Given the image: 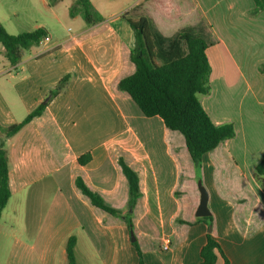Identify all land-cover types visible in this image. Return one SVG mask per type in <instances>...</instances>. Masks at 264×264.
Listing matches in <instances>:
<instances>
[{
    "label": "crops",
    "instance_id": "1",
    "mask_svg": "<svg viewBox=\"0 0 264 264\" xmlns=\"http://www.w3.org/2000/svg\"><path fill=\"white\" fill-rule=\"evenodd\" d=\"M40 1L55 14L52 3ZM90 1L102 22L88 26L72 17L67 0L65 14L82 23L25 51L17 65L0 46V141L12 194L0 219V264H69L71 236L76 264H140L135 241L143 264H200L209 234L231 264H264V189L254 179L264 153V12L250 14L253 0H173L179 15L169 20L140 8L146 0H127L118 11L114 0ZM5 5L0 0V11ZM134 11L165 37L191 29L208 43L211 92L201 103L216 125L236 129L235 138L203 160L211 225L196 216L199 179L184 136L160 117L145 116L119 89L136 70L134 33L124 17ZM67 75V88L5 140L3 130L24 121ZM121 160L139 180L135 241L123 219L95 207L76 186L81 178L126 213L129 182Z\"/></svg>",
    "mask_w": 264,
    "mask_h": 264
},
{
    "label": "trees",
    "instance_id": "2",
    "mask_svg": "<svg viewBox=\"0 0 264 264\" xmlns=\"http://www.w3.org/2000/svg\"><path fill=\"white\" fill-rule=\"evenodd\" d=\"M253 1L255 8L250 14L256 16L264 12V0ZM173 5V0H146L140 8L145 10L149 7L156 14L173 20L179 15ZM70 15L80 16L88 26L104 20L103 16L95 11L90 0H75V4L70 8ZM126 19L135 38L131 61L136 70L131 76L119 82V89L131 96L145 116L160 117L167 128L184 136L200 180L205 155L215 150L222 142L236 136V129L232 123L216 125L201 103L200 97L211 92L212 70L206 55L208 43L191 29L180 31L172 37H165L156 28L154 21L147 16ZM47 38L49 33L44 28L13 35L0 25V46L4 48L7 61L13 66L21 61L25 51L39 46ZM261 71L264 73V66L261 67ZM70 78V75L65 76L46 100L24 121L5 128L2 137L8 140L35 117L41 115L49 102L67 88ZM90 160L91 156L88 154L79 158V163L85 165ZM120 164L129 182L126 213L109 206L103 197L92 192L81 178H77L76 186L95 207L123 219L132 230L133 211L140 197L139 180L136 173L123 160ZM9 173L8 150L5 142L0 141V219L12 195ZM254 179L264 189V153L255 168ZM198 220L212 224V216ZM133 245L138 253L139 263L143 264L138 243L135 241ZM75 247L76 237L71 236L67 242L69 264H76ZM219 256L224 259V264H231L220 243L209 234L207 243L201 251L200 264H215Z\"/></svg>",
    "mask_w": 264,
    "mask_h": 264
},
{
    "label": "rangeland",
    "instance_id": "3",
    "mask_svg": "<svg viewBox=\"0 0 264 264\" xmlns=\"http://www.w3.org/2000/svg\"><path fill=\"white\" fill-rule=\"evenodd\" d=\"M47 1L52 3L56 15L44 7L40 0H3L6 5L0 11V25L4 26L8 33L13 35L34 32L38 28H44L49 32V36L55 40L56 38L65 37L70 30L76 29L82 23L80 18L74 20L65 14L64 8L67 0L57 6H55L53 0ZM71 1L74 5L75 0ZM124 2H127V0H114L113 10L118 11ZM12 5L15 7L14 10L9 9ZM137 16H139L137 11L124 15L126 18ZM199 181L201 180L197 181V185Z\"/></svg>",
    "mask_w": 264,
    "mask_h": 264
},
{
    "label": "water",
    "instance_id": "4",
    "mask_svg": "<svg viewBox=\"0 0 264 264\" xmlns=\"http://www.w3.org/2000/svg\"><path fill=\"white\" fill-rule=\"evenodd\" d=\"M198 189L200 192V204H199L196 216L202 217V218L209 217V216H211V212L208 208L209 193L206 190V188L204 187L202 181L198 182ZM211 230H212V226H210V231ZM131 237H132L133 241L136 240L133 230H131Z\"/></svg>",
    "mask_w": 264,
    "mask_h": 264
},
{
    "label": "built area",
    "instance_id": "5",
    "mask_svg": "<svg viewBox=\"0 0 264 264\" xmlns=\"http://www.w3.org/2000/svg\"><path fill=\"white\" fill-rule=\"evenodd\" d=\"M46 40H48V38L45 39L44 41H46ZM44 41H43V42H44ZM43 42H42V43H43ZM170 242H171V241H170L169 239L166 240L165 247H164L165 250H168V249L170 248Z\"/></svg>",
    "mask_w": 264,
    "mask_h": 264
}]
</instances>
